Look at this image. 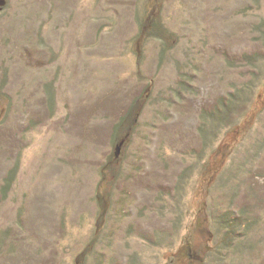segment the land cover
I'll return each mask as SVG.
<instances>
[{"label": "rangeland", "instance_id": "374dc122", "mask_svg": "<svg viewBox=\"0 0 264 264\" xmlns=\"http://www.w3.org/2000/svg\"><path fill=\"white\" fill-rule=\"evenodd\" d=\"M0 264H264V0H0Z\"/></svg>", "mask_w": 264, "mask_h": 264}, {"label": "trees", "instance_id": "16d2710c", "mask_svg": "<svg viewBox=\"0 0 264 264\" xmlns=\"http://www.w3.org/2000/svg\"><path fill=\"white\" fill-rule=\"evenodd\" d=\"M151 15H154V14L151 13ZM149 17H150V15H149ZM151 24H152V27H151L150 34L149 35L160 38L161 37V33L163 31V26L161 25L160 22L157 21V19H155V21H153ZM144 28H146V27L143 26L142 31L145 30ZM101 200L103 201V199H101ZM102 201H100L101 202L100 204H101L102 211H103V215H104L105 213L107 214V212H106L107 211V208H105V203H103Z\"/></svg>", "mask_w": 264, "mask_h": 264}]
</instances>
